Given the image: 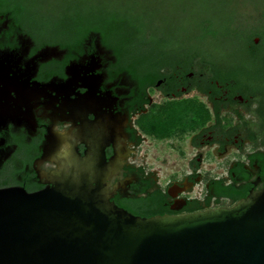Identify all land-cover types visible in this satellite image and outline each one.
I'll list each match as a JSON object with an SVG mask.
<instances>
[{"label": "flooded vegetation", "instance_id": "1", "mask_svg": "<svg viewBox=\"0 0 264 264\" xmlns=\"http://www.w3.org/2000/svg\"><path fill=\"white\" fill-rule=\"evenodd\" d=\"M144 51L108 32H42L0 0V193L53 188L71 155L118 165L111 201L141 217L158 192L164 214H183L264 190V97L242 71L201 46ZM161 144L164 164L192 152L163 187L140 157Z\"/></svg>", "mask_w": 264, "mask_h": 264}, {"label": "water", "instance_id": "2", "mask_svg": "<svg viewBox=\"0 0 264 264\" xmlns=\"http://www.w3.org/2000/svg\"><path fill=\"white\" fill-rule=\"evenodd\" d=\"M67 164L53 188L0 193V264H264V190L229 209L141 217L111 201L118 165Z\"/></svg>", "mask_w": 264, "mask_h": 264}, {"label": "rangeland", "instance_id": "3", "mask_svg": "<svg viewBox=\"0 0 264 264\" xmlns=\"http://www.w3.org/2000/svg\"><path fill=\"white\" fill-rule=\"evenodd\" d=\"M25 1V0H21ZM37 1L44 7H50L53 11L52 17L45 25L37 23L42 32L67 31L68 23L61 20V15L55 14L57 11L72 10L75 3L73 0H26ZM90 1V0H88ZM94 5L106 6L113 5L120 9L130 6L134 7L135 12L153 23L155 31L153 34L159 40L174 38L180 43H188L194 40L199 31V27L204 20H210L214 27H221L231 19H238V16H246L245 22H239L242 36L246 39L250 35V29H264V0H91ZM73 4V5H72ZM112 8V7H111ZM61 13V12H60ZM57 16V17H56ZM42 17V16H40ZM249 17V18H248ZM243 18V17H242ZM57 26V28H56ZM64 28V29H63ZM117 40L125 43L124 35L109 31ZM153 36V35H152ZM154 37V36H153ZM260 40L258 39V42ZM204 47V46H202ZM206 52L214 61L221 64H229L227 67L239 69L243 73V80L254 82L258 80L261 71L257 65L250 62L245 56L244 41H233L221 36L217 40H208L204 47ZM264 56V48L260 49ZM205 66V65H204ZM206 68V66H205ZM258 87L254 88L257 89ZM169 148L164 144L156 147L145 146L140 151L143 158V166L148 172L155 173L161 187L165 186L167 177L172 170L185 168L191 153L189 148H185L187 156L181 159L176 152H172L173 161L171 165L164 164V158L168 156Z\"/></svg>", "mask_w": 264, "mask_h": 264}, {"label": "trees", "instance_id": "4", "mask_svg": "<svg viewBox=\"0 0 264 264\" xmlns=\"http://www.w3.org/2000/svg\"><path fill=\"white\" fill-rule=\"evenodd\" d=\"M2 1L5 4L10 3L12 9L17 10L19 14L24 16L28 21V26H33V24L37 26V23L45 25L43 22L48 24V20L52 17L53 11H50V7H44L37 1ZM73 3H75V5L72 7V10L57 11V13H55L57 16L59 14L61 15L62 18L59 21L64 20V23L67 22L69 24L67 31H74L77 34L91 30L99 31L104 34L109 31L116 32L119 35H124L123 38L125 39V43H123L127 47L130 46L133 48L138 46L141 50L145 49L144 53L158 51L162 54L169 53L171 50H173V52H181L182 50V54L188 56V58L192 46L205 47L208 40H217L221 36H224V38H229L233 41H244L245 56L250 62L257 65L261 73L264 71V56L263 54L261 55L260 50L264 48V29L255 30L249 27L250 35L245 39L242 36L239 22H243L242 20L248 21L247 15L238 16L237 20L230 18L218 28L214 27L213 23L206 19L200 25L197 37L185 44L176 41L174 38L159 40L157 36L153 34L155 31L153 23L151 24L149 19L137 14L132 6L119 10V8L111 4L109 5L110 7L94 5L91 0H73ZM243 23L245 24V22ZM256 39H259L260 41L255 43ZM186 48H188V50H186ZM204 55H208L206 51H204ZM206 64L207 61L204 59V65L207 66ZM242 82L243 85L252 89V93L264 97L263 74L254 82H250L246 79H242ZM256 87L258 88L254 89ZM157 194H159V196L150 201L152 210L147 214H144L142 217H152L164 214V212L160 210L161 204L159 201L161 200V193L158 192Z\"/></svg>", "mask_w": 264, "mask_h": 264}]
</instances>
